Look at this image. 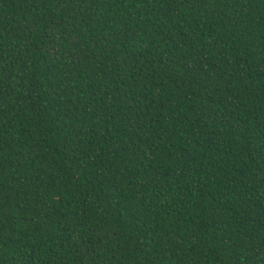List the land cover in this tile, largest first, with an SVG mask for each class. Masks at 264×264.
<instances>
[{
  "label": "trees",
  "instance_id": "1",
  "mask_svg": "<svg viewBox=\"0 0 264 264\" xmlns=\"http://www.w3.org/2000/svg\"><path fill=\"white\" fill-rule=\"evenodd\" d=\"M0 264H264V0H0Z\"/></svg>",
  "mask_w": 264,
  "mask_h": 264
}]
</instances>
